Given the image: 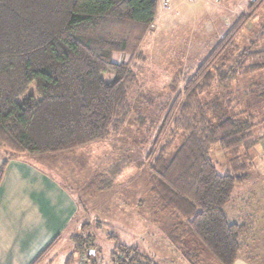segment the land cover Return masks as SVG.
Masks as SVG:
<instances>
[{"label": "trees", "instance_id": "trees-1", "mask_svg": "<svg viewBox=\"0 0 264 264\" xmlns=\"http://www.w3.org/2000/svg\"><path fill=\"white\" fill-rule=\"evenodd\" d=\"M157 9L158 0H0V148L17 158L55 154L118 132L138 79L134 59L143 58ZM243 21L222 37L182 89L179 80L171 83L178 93L162 106L147 155L149 192L156 209L173 218L167 237L189 264H199L200 254L185 248L188 238L197 237L219 264H233L241 237L252 228L231 222L225 210L236 186L249 179V151L264 139V126L258 128L264 120H257L254 107H230L239 98L253 106L264 97V77H257L264 74V47L258 42L264 41V27L255 42L238 47ZM114 53L132 59L116 62ZM104 73L114 79L105 80ZM240 79L248 82L239 96ZM33 83L35 91L27 94ZM215 145L229 155L225 174L210 158ZM124 165L115 171L111 166L108 173H119ZM72 240L74 251L96 264L95 237L86 233ZM111 258V264H158L139 246L123 243Z\"/></svg>", "mask_w": 264, "mask_h": 264}, {"label": "rangeland", "instance_id": "rangeland-1", "mask_svg": "<svg viewBox=\"0 0 264 264\" xmlns=\"http://www.w3.org/2000/svg\"><path fill=\"white\" fill-rule=\"evenodd\" d=\"M252 3L251 0H171L170 7L164 8L158 0L156 19L142 44L143 58L134 59L138 79L129 93L130 113L124 125L106 140L78 147L77 151L71 149V153L62 155L61 161L69 166L74 179L80 177L81 182L84 181L85 193L78 194V186L69 183L72 191L80 197L81 213L77 227L59 248L57 264L63 263L67 257L65 253L73 256V264H92L87 255L74 251L72 238L86 233L95 237V249L91 255L97 259L96 264H111L113 251L119 243L139 246L158 264L188 263L167 237L173 218L156 209L155 199L149 192L151 160L147 155L157 133L155 126L161 121L162 106L178 93L172 89L171 83L179 80L182 89L185 80L222 37L241 21L244 20V26L236 38L238 47L252 44L259 37L257 33L264 27V2L251 11ZM258 42L264 47L263 40ZM118 54L121 56L116 57L118 60L132 59L129 53ZM102 77L111 81L114 74L104 73ZM257 77L262 78L264 74H257ZM242 80L235 86L239 96L248 82ZM34 91L33 83L27 94ZM262 99L263 103L251 106L239 98L230 107L236 110L254 107L252 109L258 113L257 120L263 122L264 97ZM258 126L263 128L264 123ZM260 146L262 144H256L249 151L252 160L249 179L237 185L232 196L233 199L240 196L247 201L245 208L249 210L256 206V195L260 197L256 191L264 182V175L259 174V166L263 164L256 158L264 154ZM1 156L5 158L8 154L0 149ZM210 158L220 174H225L230 168L229 155L220 145L210 150ZM121 162L125 165L119 173H108L111 166L115 171ZM184 246L200 254L199 264H219L197 237L188 238Z\"/></svg>", "mask_w": 264, "mask_h": 264}, {"label": "crops", "instance_id": "crops-1", "mask_svg": "<svg viewBox=\"0 0 264 264\" xmlns=\"http://www.w3.org/2000/svg\"><path fill=\"white\" fill-rule=\"evenodd\" d=\"M117 54L113 55L114 61H124V58L118 60L121 56ZM258 144L264 150V139ZM71 151L0 157L1 168L7 161L0 182V264L59 261V248L77 227L81 213L80 197L69 183L78 186V194L85 193L84 181L80 177L74 179L69 166L61 161L62 155ZM256 158L262 161L259 174L264 175V154ZM256 193L260 197L256 195L252 210L245 208L247 201L240 196L232 199L227 204L229 207L225 206L231 222L251 223L252 227L248 235L241 237L242 249L233 264H264V182ZM65 254L62 264H67L70 257Z\"/></svg>", "mask_w": 264, "mask_h": 264}, {"label": "built area", "instance_id": "built-area-1", "mask_svg": "<svg viewBox=\"0 0 264 264\" xmlns=\"http://www.w3.org/2000/svg\"><path fill=\"white\" fill-rule=\"evenodd\" d=\"M170 1L171 0H161V3L164 8H169L170 7ZM189 1H195V0H189ZM252 2H257L258 0H251Z\"/></svg>", "mask_w": 264, "mask_h": 264}]
</instances>
